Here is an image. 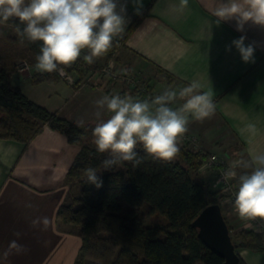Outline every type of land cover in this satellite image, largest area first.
I'll return each instance as SVG.
<instances>
[{"label":"crops","instance_id":"obj_1","mask_svg":"<svg viewBox=\"0 0 264 264\" xmlns=\"http://www.w3.org/2000/svg\"><path fill=\"white\" fill-rule=\"evenodd\" d=\"M218 2L188 0L187 6L181 7L180 0H142L139 12L150 3L146 16L126 34L138 15L128 0L126 29L114 39L170 73L184 87L198 80L201 92H212L214 124L198 129V136L211 140L220 124L219 133H230L247 160L252 153L264 152V26L248 21L243 33L236 31L235 19L217 26L212 13ZM241 35L247 37L246 44L255 47L254 63L242 62L235 47L225 51ZM34 74L35 69L31 72L16 66L9 82L35 103L75 123L97 119L95 102L114 95L99 83L36 80ZM107 113L106 108L102 110V115ZM249 123L256 126L255 135L244 131ZM79 149L80 145L68 142L47 125L26 143L0 138V264H74L81 239L58 219L57 210L68 195H79L78 185L67 177ZM203 167L200 177L212 186L216 173ZM222 213L229 224L235 220L233 213L224 209ZM37 216L49 218L46 230L31 226ZM16 232L21 236H15ZM12 240H18L28 251L16 254L13 250L5 255ZM237 253L245 264H264V251L240 248Z\"/></svg>","mask_w":264,"mask_h":264},{"label":"trees","instance_id":"obj_2","mask_svg":"<svg viewBox=\"0 0 264 264\" xmlns=\"http://www.w3.org/2000/svg\"><path fill=\"white\" fill-rule=\"evenodd\" d=\"M149 5L139 12L126 34L146 16ZM0 23L8 25L12 33L4 38L7 47L0 63V138L26 143L47 125L63 134L68 142L80 145L67 172L68 179L78 185L79 195H68L57 210L58 219L72 225L81 239L74 264H83L88 253L95 264H222V257L203 243L192 225L202 208L220 204L223 197L218 186V189L212 188L199 174L209 152L179 146L177 157L163 161L147 154L137 144L136 151L142 159L138 167L125 162L117 170L104 171L100 165L108 153L97 152L95 145L82 144L87 123L81 127L47 110L9 82L17 60L36 63L42 42L25 40L22 44L15 31L19 24L17 18ZM116 42L114 39L113 45ZM36 77V80L59 78L54 72ZM87 167L97 168L102 187L97 189L86 183L84 169ZM144 202L150 212H158L167 222L146 225L139 211ZM224 220L230 233V224L225 217ZM235 237L237 240L232 236L231 239L236 250L264 251L260 231L241 228ZM239 263L245 264L240 256Z\"/></svg>","mask_w":264,"mask_h":264},{"label":"clouds","instance_id":"obj_3","mask_svg":"<svg viewBox=\"0 0 264 264\" xmlns=\"http://www.w3.org/2000/svg\"><path fill=\"white\" fill-rule=\"evenodd\" d=\"M127 3L128 0L124 3L119 0H0V21L18 19L15 31L22 44L25 40L42 42L35 57V69L51 73L58 70V65L70 66L84 49L89 50V54L83 57L89 64L107 53L114 38L126 29ZM132 3L136 14H140L142 0H132ZM180 4L181 7L187 6L188 0H180ZM212 14L217 18V26L221 21L235 19L236 31L243 33L248 21L264 26V0H219ZM246 38L241 35L232 40L225 51L230 52L235 47L242 62L254 63L255 47L246 44ZM59 72L63 75L64 69L59 68ZM201 88V83L193 80L179 92L166 89L149 99L105 95L97 100L94 143L97 152L108 153L100 167L104 171H113L123 167L125 162L131 163L133 168L138 167L142 159L136 151L137 144L159 160L173 159L179 152V138L188 130L189 117L203 120L215 112L212 92H201ZM177 99L183 100V104L171 107ZM105 108L111 115L102 120L100 117ZM83 124V121L78 122V126ZM244 131L255 135L257 129L249 123ZM236 167L252 170L238 177L235 211L241 219L264 220V152H255L250 159L234 162L233 168ZM224 175L225 178H235L237 173L228 171ZM84 176L86 183L97 189L102 187L97 168H85ZM49 223L47 216L31 220V226L40 230H46ZM14 235L20 237L21 233ZM13 250L16 254L28 251L18 240L9 242L5 255Z\"/></svg>","mask_w":264,"mask_h":264},{"label":"rangeland","instance_id":"obj_4","mask_svg":"<svg viewBox=\"0 0 264 264\" xmlns=\"http://www.w3.org/2000/svg\"><path fill=\"white\" fill-rule=\"evenodd\" d=\"M11 35L12 33L11 30H9L8 25H3L0 23V63L3 62V55L6 52L7 47L5 45L4 38H7ZM87 54H89V50H82L81 56L70 66L58 65V70L53 72L56 74V76L61 79L63 78L70 84H79L83 82H88L91 84L99 83L114 95H128L132 96L133 98H139L141 100L153 98L157 95H160L166 89H172L179 92L180 89L184 88V86L178 80L173 78L167 71L158 68L157 66L141 59L140 57L126 50L122 42H116L107 53L100 57L94 58V63L89 64L83 59V57ZM14 65L15 67L22 65L25 69L29 68L31 72H33L35 69V63H30L27 59L17 60ZM67 67H70V70H67ZM59 68L64 69L63 75L60 74ZM35 73H37L35 77L38 75L41 76L49 74V72L40 73L36 69ZM66 76H69V79H67ZM183 102V100L177 99L171 105V107L177 108L181 106ZM110 115L111 114L100 119L107 120ZM97 122V119L86 122V133L82 144L95 145L93 129ZM213 124L214 120L212 119V115L203 120H196L193 117H189V123L187 125L188 130L183 134V136H185L183 138L189 137L192 139V141L186 142L183 141V139H179L178 147L185 146L186 148L191 150H196L202 147L205 149V151L209 152V155L214 154L217 160L223 159L225 161L224 165L226 167L231 166L232 171H235L237 173V176L235 178L229 177L228 182H230L231 185H237L239 175L250 171L249 169H243L240 167L233 168L234 162L242 159L245 160L244 155L242 154L241 150H239V144L236 142V140L231 137L230 133L227 135L219 133L220 124L217 128L218 133L214 136L210 135L211 140H204V138L198 136V132H200L198 131V129H202V127L203 129H206L208 127L212 128ZM222 130H224V127ZM211 143L212 148L210 147ZM175 157H177V154ZM206 159L203 161V168L206 167ZM206 169L213 170L216 173L215 175L217 180V167L213 165L207 167ZM212 188L218 189L216 181L212 185ZM236 188L237 187H235V191ZM221 194L225 195L223 192ZM222 203V209L233 213V216L235 218L234 221L230 222V235L233 239L237 240L235 234H237V231L241 228L250 229L254 224H256V226H254V229L262 232V239L264 243V220L256 218L254 220L257 221V223H253L254 220L241 219L235 211L234 200L227 199ZM139 211L142 213V217L146 225H154L160 223L165 224L167 222L165 217H163L158 212H150L149 206L145 202L141 205ZM227 218L230 219V217ZM67 227L71 230H74V227L70 224H67ZM90 255V253L86 255L83 260V264H95L94 259L90 257Z\"/></svg>","mask_w":264,"mask_h":264},{"label":"water","instance_id":"obj_5","mask_svg":"<svg viewBox=\"0 0 264 264\" xmlns=\"http://www.w3.org/2000/svg\"><path fill=\"white\" fill-rule=\"evenodd\" d=\"M198 236L212 251L222 257V264H240L239 255L219 203L206 205L192 221Z\"/></svg>","mask_w":264,"mask_h":264},{"label":"built area","instance_id":"obj_6","mask_svg":"<svg viewBox=\"0 0 264 264\" xmlns=\"http://www.w3.org/2000/svg\"><path fill=\"white\" fill-rule=\"evenodd\" d=\"M66 77H67V79H69V76H66ZM183 137H185V136H182L179 139H183V141H186V142L192 141V139L189 137H186V138H183ZM224 162L225 161L223 159L217 160L216 156L214 154H210L209 157L206 159V162H205L206 168L213 166V165L217 167L218 177L216 180V184L220 188L221 192H223L225 194V195H223L224 197L221 198L220 204H223L222 202H224V200H227V199L228 200L229 199L235 200V187H237V185H231V183L228 182L229 177L225 178L224 174L228 171H232V169H231V166H229V165H228L229 167H226L224 165ZM250 222H252V221H250ZM253 223H257V221L254 220ZM254 226H256V224H254L250 229L255 230Z\"/></svg>","mask_w":264,"mask_h":264}]
</instances>
